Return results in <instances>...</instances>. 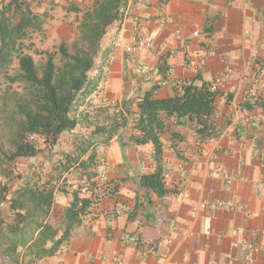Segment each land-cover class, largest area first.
<instances>
[{
    "label": "crops",
    "instance_id": "obj_1",
    "mask_svg": "<svg viewBox=\"0 0 264 264\" xmlns=\"http://www.w3.org/2000/svg\"><path fill=\"white\" fill-rule=\"evenodd\" d=\"M157 5L130 0L95 61L90 78L99 84L90 97L112 108L103 125L117 129L82 157L95 154L91 187L80 188L92 203L68 243L33 264H111L113 257L126 264H264V0H166L162 23ZM146 36L152 47L125 54L123 45ZM137 59L155 72L139 75ZM197 74L206 83L223 79L214 115L220 132L199 144L192 125L172 124L176 137L164 136L168 194L157 197L138 184L155 164L151 145L130 142L136 104L152 85L157 98H167L174 84ZM218 201L242 207L195 212L199 203ZM147 247L151 253L143 254Z\"/></svg>",
    "mask_w": 264,
    "mask_h": 264
},
{
    "label": "trees",
    "instance_id": "obj_2",
    "mask_svg": "<svg viewBox=\"0 0 264 264\" xmlns=\"http://www.w3.org/2000/svg\"><path fill=\"white\" fill-rule=\"evenodd\" d=\"M129 1L91 0L85 11L72 2L64 5L67 12L81 13L77 36L70 47L64 42L59 44V64L47 54L38 68L24 42L31 33L41 30L46 16L37 12L30 0H0V102L8 109L3 125L7 127L10 146L8 152L2 151L3 164L10 167L17 159L36 157L39 149L34 138L54 147L62 134L77 127L78 121L72 117L74 105L96 90L99 78H90L89 73L96 57L104 56L110 31L119 30ZM12 68L14 73L10 75ZM158 72L164 73L161 67ZM14 85H22V92L15 91ZM158 88L152 85L137 102L130 142L135 146L151 145L155 169L141 176L138 184L162 197L168 194L163 183L164 136L176 137L169 130L172 124H188L193 126L199 144L217 137L220 127L214 115L216 101L223 93L213 83L203 82L198 74L192 80L174 84L170 97L157 98ZM225 99L228 101L230 96ZM116 129L111 123L96 128L95 132H108L109 139ZM87 150L82 149L74 160L80 158L77 166L82 172L95 160L92 153L82 159ZM2 166L0 177L7 182H0V205H6L11 216L3 217L0 210V264H33L54 256L68 243L71 231L80 223L92 198L83 197L80 189L71 193L61 189L58 193L67 199V206L62 207L53 188L31 185L18 175L16 179L22 181L10 190L13 174Z\"/></svg>",
    "mask_w": 264,
    "mask_h": 264
},
{
    "label": "rangeland",
    "instance_id": "obj_3",
    "mask_svg": "<svg viewBox=\"0 0 264 264\" xmlns=\"http://www.w3.org/2000/svg\"><path fill=\"white\" fill-rule=\"evenodd\" d=\"M30 1L31 6L46 17L41 30L31 33L29 39L24 42L28 47L26 51L32 56L38 68L44 64L47 54L52 55L54 62L59 64L58 46L62 42L66 43L67 47L71 46L77 36L81 13L75 14L64 10V5H68L69 0ZM90 4L91 0L78 8L85 11ZM97 57L96 59H98ZM14 69L12 68L9 71L10 75L14 73ZM92 72L93 70L89 73L90 77H92ZM13 89L22 92L23 86L14 85ZM90 96L85 99L80 98L74 105L72 117L76 118L78 125L72 132L62 134L54 147H49L42 139L34 138L33 142L39 149L36 157L17 159L10 167L3 164L4 157L2 155V151L8 152L10 149L5 131L7 127L3 125L4 120L7 118L5 111L7 112L8 109L3 108L0 102V167L3 165L4 169L12 171L13 177L9 181L10 190H14L20 184L22 180L16 179V177L21 176L31 185L53 188L54 195L59 202L58 198L62 196L58 191L61 189L71 193L82 187H91L89 180L94 174L92 168L90 167L86 172H82L77 166L80 158L77 161L74 160L82 149L96 151L98 147L96 144L100 142L99 139L103 133H97L95 129L106 127L103 123L107 118L114 116V111L111 107H109L111 111L107 108L98 107V104L94 103V99ZM6 180L0 177L1 183H6ZM0 210L3 217L10 219L11 214L6 205H0Z\"/></svg>",
    "mask_w": 264,
    "mask_h": 264
},
{
    "label": "built area",
    "instance_id": "obj_4",
    "mask_svg": "<svg viewBox=\"0 0 264 264\" xmlns=\"http://www.w3.org/2000/svg\"><path fill=\"white\" fill-rule=\"evenodd\" d=\"M165 2L166 0H158L157 10L159 13L158 21L160 23L164 22L163 8L165 5ZM152 45H153V38L151 36H146L143 38L134 37L130 43L123 45V50L125 54L132 56V55H137L139 53L144 52L145 50L152 47ZM112 59L113 57L110 58V60ZM202 65L203 63H198L199 67H202ZM135 67H136L138 74L141 76H146L152 72L153 73L155 72L154 70L146 66L143 60L141 59H137L135 61ZM222 80H223L222 78L216 79L215 81L216 83L213 84V87H216V84H219ZM109 104L112 106L114 105L113 101H109ZM165 178L166 177H163L164 180ZM225 179L228 183H230V178L228 176H225ZM241 207L242 206L240 204L232 203L230 201H218L214 203H199L197 207L195 208V212H198L202 209H207L208 211H215L219 209H225V210L240 209ZM143 252H144L143 254H150L151 249H149L148 247L144 248ZM101 259L103 261H107V258L105 256H102ZM111 264H126V263H124L121 259L117 257H113L111 259Z\"/></svg>",
    "mask_w": 264,
    "mask_h": 264
}]
</instances>
